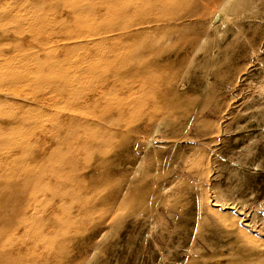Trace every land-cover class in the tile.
Segmentation results:
<instances>
[{
    "label": "rangeland",
    "instance_id": "1",
    "mask_svg": "<svg viewBox=\"0 0 264 264\" xmlns=\"http://www.w3.org/2000/svg\"><path fill=\"white\" fill-rule=\"evenodd\" d=\"M249 1L251 4L242 11L232 10L231 22L225 27L229 30L233 24L240 25L241 32L245 33L248 43L242 39L237 48L224 49L219 38L211 35L209 43L192 63L189 59L183 60V54L167 50L169 54L159 51L156 56L146 52L144 56L149 60L137 72L124 71L122 61L111 62L107 68L100 66L97 60L70 70L71 74L79 76L81 73L75 71L77 69H91L109 73V76L120 72L118 80L111 79L114 83L110 86L114 89L129 86L130 90L124 92L122 98L131 95L139 102L146 96L142 115L162 120L164 124L156 134L155 147L147 150H144L145 139L136 140L139 136L136 131L142 127L136 120H124L123 130L113 141L105 136L101 143L95 138L87 139L90 149L84 153L85 157L92 152L100 166L78 171L83 177L80 181L83 192L89 189L88 194L82 193V198L94 199L87 207L79 203L78 208L94 212L113 202L125 182L128 181V185L110 227L100 240L89 233H95L96 229L90 228L86 211L72 227L75 231L70 229L72 243L69 247L75 252L88 245L86 252L91 253L81 264H264V0ZM32 2L37 9L30 8L34 6ZM42 5V0H0V41H8L12 50L18 49L23 42L24 47L29 48L27 53L40 54L39 63L51 66L56 55L62 56L65 51L51 44L48 48L56 50L53 58L48 52H40L44 47L33 43L36 40L32 28L34 21L48 15L58 18L52 11L45 13ZM100 7L101 12H106L108 4ZM101 12L97 14L102 15ZM25 14H29V18ZM226 37L230 41L233 37L241 38V34L233 30ZM216 43L221 48L212 59L209 54ZM172 45V41H166L161 48ZM73 47L72 56L83 52L79 46ZM110 48H113L112 43L105 47L106 50ZM131 49L133 46L129 45L124 53ZM1 50H7L6 46ZM2 66L10 67V63L4 62ZM30 67L34 69L35 65ZM36 91L25 90L26 100L6 95L9 101L18 99L16 102L25 105L10 107L6 115L13 119V124L7 122L0 128V135L6 133L17 138L12 148L4 144L5 141H2L4 145L0 142L1 157L11 156L8 163L0 159V174L23 161L22 146L42 145L40 135H32L38 120L34 114L49 120L56 110L61 112L71 107L61 102L56 110L45 114V101L32 98ZM129 110H125V116L129 115ZM119 113L110 112V119L121 118ZM197 113H201V123L192 122ZM107 116L98 122L104 124L105 132H116ZM28 121L34 124L27 125ZM151 132L149 129L145 135ZM185 133L188 138L181 139ZM136 146H140L137 156ZM98 147H111L113 151L99 156L94 150ZM124 159L131 162L128 173H123ZM101 187H107L109 194L99 198L97 192ZM75 197L78 199V194ZM8 199V194L0 196V202L5 204ZM215 201L221 202L216 206ZM222 203H227L228 208L224 209ZM61 263L72 264L73 257L62 259Z\"/></svg>",
    "mask_w": 264,
    "mask_h": 264
},
{
    "label": "bare ground",
    "instance_id": "2",
    "mask_svg": "<svg viewBox=\"0 0 264 264\" xmlns=\"http://www.w3.org/2000/svg\"><path fill=\"white\" fill-rule=\"evenodd\" d=\"M32 3L34 5V2ZM39 4L40 2H37L40 8L41 4L40 6ZM42 4L45 13L52 11L58 15V18L48 15L38 18V23L34 21L35 19L30 20L34 21V27H31L35 29L33 36L36 40L33 43L35 46L44 47V51L40 52H48L53 58L56 50L53 52V49L48 48L51 44L58 45L57 50L63 48L65 53L62 56H57L56 53L55 62L49 66L39 63V60H42L40 54L27 53L29 48L24 47L25 43L21 42L18 49L12 50L8 46V41H0V128L7 122L12 123L13 119L6 115L10 107L25 105L16 102L19 98L28 99L23 93L25 90H37L35 97L32 98L40 100L39 102L45 101L44 111H47L45 114L49 115L56 110L57 104L61 102L71 107L61 112L56 110L49 120L43 116L37 118L34 114V118L38 120L35 122L32 135H40L38 138L42 145L22 146L20 153L24 155L23 161H18L19 163L9 168L7 173L0 174V196L9 195L6 204L0 202V264H63L61 260L68 257H73L72 264H81L82 260L87 261L91 255L86 252L88 245L80 247L75 252L70 248L72 243L70 229L76 224L78 217L86 211L90 228L96 229L95 233L92 231L89 233H92V238L95 240H100L99 238L110 227L116 215V207L128 185V181L123 184L117 197L109 205H104L94 212L84 210L83 207L89 206L94 199L84 196L82 198V193L88 194L89 189L83 192L81 188L83 186L80 185L83 177L78 175V171L80 169L90 171L100 166V162L91 154L92 152L85 157L84 153L90 149L87 146V139L95 138L101 143L105 136V139L113 141L123 130L124 120H136L142 125L141 129L136 131L139 133L136 140L145 139L144 150H147L155 147L156 134L160 126L164 125L162 120L157 121L149 115H142L146 96L139 102L138 99L131 98V95L122 98L121 96H124V92L129 91L130 87L123 85L122 89H114L110 86L114 83L113 80H118L120 72L109 76V73H100L91 69L87 71L77 69L75 71L81 73L79 76L71 74L70 70H74L82 63L97 60L100 66L107 68L111 66V62L114 64L122 61L125 66L124 71L128 72L132 69L136 71L149 60L144 56L146 52L155 55L162 51L166 54L167 50L183 54V60L189 59V63H192L195 56L209 43L211 35L219 38L224 46L222 48H237V44L242 39L247 42L245 33L241 32L240 25L233 24L229 30H225V27L231 22L229 17L232 10L240 12L251 2L249 0H50L49 2L42 0ZM102 4H108L106 12L100 11ZM117 6L119 9L115 8ZM32 7L37 9L35 5L30 8ZM21 8L20 10L23 11L24 9ZM98 11L102 15H98ZM108 12L110 14L112 12L113 15L110 16ZM33 13L35 12L32 11ZM29 14L28 16L25 14L27 18ZM34 16L37 17L36 14ZM256 18L258 17H253ZM69 21L74 23L70 24ZM10 27L13 29L12 26ZM233 30L239 31L241 38L233 37L228 41L226 36ZM166 41H172L173 45L167 46L165 50L161 45ZM110 43L113 48L106 50L105 47L107 48ZM129 45L133 46V50H128L130 52L125 54L124 51ZM5 46L7 50H1ZM73 46H79L83 52L79 56H72ZM220 48L219 43L214 44L209 57L213 59L217 56ZM4 62L10 63V67L2 66ZM30 65H35V68H31ZM89 80L92 81L89 83ZM173 81L170 83H174ZM51 88H55L54 91H51ZM10 94L18 99L9 101L6 95ZM127 109L131 111L129 110V115L125 116ZM114 111L121 112L119 113L121 118L110 119L109 114ZM106 114L110 123L115 125L116 132H105L104 124L98 122L103 120ZM187 115L190 117V114ZM200 117L201 113L194 114L192 122H200ZM32 121L31 123L28 121L27 125L32 126V123L34 124ZM149 129H152V132L146 136V131ZM5 134L0 135V142L5 141L6 143L2 142V144L9 145V148L14 147L17 138ZM187 138L186 133L181 136V139ZM54 146L55 148L51 150ZM138 149L140 146L135 147V156L138 154ZM94 150L99 156H105L112 152L113 148L98 147ZM2 158L3 163H8L11 156L0 155L1 160ZM122 163L123 173H128L131 162L124 159ZM77 194L78 199L75 197ZM104 194H109L107 187H101L97 197L101 198L100 196ZM215 202L214 204L218 206L221 201ZM79 203H83L84 206L78 208ZM222 205L224 209L228 208L227 203ZM86 214L84 213V216ZM77 230L79 232V228Z\"/></svg>",
    "mask_w": 264,
    "mask_h": 264
}]
</instances>
